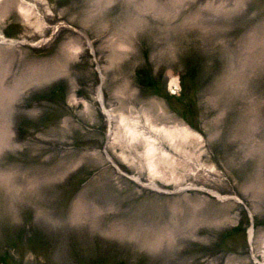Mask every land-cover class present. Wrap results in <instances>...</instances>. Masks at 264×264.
Instances as JSON below:
<instances>
[{
    "label": "rangeland",
    "instance_id": "1",
    "mask_svg": "<svg viewBox=\"0 0 264 264\" xmlns=\"http://www.w3.org/2000/svg\"><path fill=\"white\" fill-rule=\"evenodd\" d=\"M0 105V264H264V0H0Z\"/></svg>",
    "mask_w": 264,
    "mask_h": 264
},
{
    "label": "bare ground",
    "instance_id": "2",
    "mask_svg": "<svg viewBox=\"0 0 264 264\" xmlns=\"http://www.w3.org/2000/svg\"><path fill=\"white\" fill-rule=\"evenodd\" d=\"M20 9H21V7H20ZM22 10V9H21ZM24 12V11H23ZM79 51V49L77 48V49H75V51H73V53L75 54L76 52H78ZM45 66V65H44ZM61 66H56L53 70H52V72H51V69H50V67H49V69L48 70H45L44 68H43V66L42 67H37V66H35V67H33V69H32V71H33V80L32 81H35L36 82V80H39V79H46L47 78V76H54V75H57V72H58V69L60 68ZM23 80V81H22ZM29 79L28 78H21V81L19 82V83H21L22 82V84L23 85H27V86H29L30 85V82H32V81H28ZM31 80V79H30ZM173 83L175 84L176 83V79H173ZM14 91H15V89L13 90V92L11 91L10 93H14ZM16 92V91H15ZM9 97H11V94H10V96ZM8 97V98H9ZM98 99H99V101L101 100V95L99 94V96H98ZM72 100H73V98H72ZM0 106H2V105H0ZM6 109V108H5ZM8 112H6V114H7ZM108 115L109 116H111V114H110V112L108 113ZM124 121H125V119L124 118H121V125H124L125 123H124ZM130 122V121H129ZM8 123V122H7ZM135 124V123H134ZM10 125V124H9ZM8 126V125H7ZM5 127V126H4ZM10 127V126H9ZM135 128V127H134ZM138 128V127H137ZM10 129V128H9ZM8 129V130H9ZM131 129V128H130ZM162 130H163V132H165V134L166 135H168V136H176V135H178V136H196L195 135V133L193 132V131H191V130H189V129H187L186 127L185 128H178V130H170V129H166V128H161ZM161 129H160V131H161ZM135 130V129H134ZM133 129H131V130H129L130 132L132 131V133L133 134H135L136 133V131H134ZM137 130V129H136ZM155 130V129H154ZM156 131H157V128H156ZM158 132V131H157ZM160 133V132H159ZM3 135H4V133H2V132H0V146H1V143L2 142H4L5 141V137H3ZM144 135V134H143ZM148 138V137H147ZM151 139V138H150ZM153 143H155V142H153ZM8 146V145H7ZM155 146V145H154ZM153 145H150L149 143H148V152H154L155 151V147H154ZM151 171H152V173H158V171H157V169L154 167V165L153 164H151ZM151 186H153V188H156V189H158V186L156 185V183H152V185ZM160 190V189H159ZM215 195L217 196V197H219V198H221V199H224V197H222L221 195H219V194H217V193H215ZM251 234H253L252 233V231H251V229H250V231H249V237H251Z\"/></svg>",
    "mask_w": 264,
    "mask_h": 264
}]
</instances>
